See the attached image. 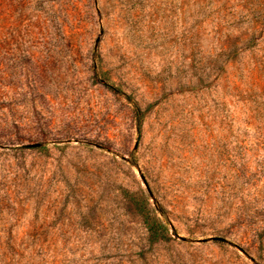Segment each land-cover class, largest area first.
<instances>
[{"label": "rangeland", "instance_id": "1", "mask_svg": "<svg viewBox=\"0 0 264 264\" xmlns=\"http://www.w3.org/2000/svg\"><path fill=\"white\" fill-rule=\"evenodd\" d=\"M0 264H264V0H0Z\"/></svg>", "mask_w": 264, "mask_h": 264}, {"label": "trees", "instance_id": "2", "mask_svg": "<svg viewBox=\"0 0 264 264\" xmlns=\"http://www.w3.org/2000/svg\"><path fill=\"white\" fill-rule=\"evenodd\" d=\"M113 89V88H112ZM116 91V90H115ZM138 114H141L140 110H137ZM140 121L141 118H140ZM139 121V127L141 126V122ZM141 215L144 217L145 224H147L149 235H150V241L152 243L160 242V241H165L167 239V228L162 222H160L157 219H152L150 220V215L147 214L144 211H141Z\"/></svg>", "mask_w": 264, "mask_h": 264}, {"label": "water", "instance_id": "3", "mask_svg": "<svg viewBox=\"0 0 264 264\" xmlns=\"http://www.w3.org/2000/svg\"><path fill=\"white\" fill-rule=\"evenodd\" d=\"M142 179H143V181H144V183L147 185V180H146V178L144 177V176H142ZM214 240H224L223 238H213Z\"/></svg>", "mask_w": 264, "mask_h": 264}]
</instances>
